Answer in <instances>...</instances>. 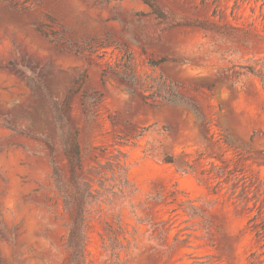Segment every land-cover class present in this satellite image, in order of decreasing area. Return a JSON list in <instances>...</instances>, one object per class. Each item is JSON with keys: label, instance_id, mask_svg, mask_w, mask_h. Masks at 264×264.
<instances>
[{"label": "rangeland", "instance_id": "1", "mask_svg": "<svg viewBox=\"0 0 264 264\" xmlns=\"http://www.w3.org/2000/svg\"><path fill=\"white\" fill-rule=\"evenodd\" d=\"M254 64L264 0H0V264H70L74 132L85 264H264Z\"/></svg>", "mask_w": 264, "mask_h": 264}, {"label": "trees", "instance_id": "2", "mask_svg": "<svg viewBox=\"0 0 264 264\" xmlns=\"http://www.w3.org/2000/svg\"><path fill=\"white\" fill-rule=\"evenodd\" d=\"M147 4L157 16H160V13L153 5ZM242 70L248 74L257 76L264 83V69L259 68L257 64L243 67ZM65 105L67 107V103ZM62 138L63 153L67 159L70 171L71 186H67L62 181L56 168L53 170V181L55 189L62 199L64 211L70 216L66 242V248L69 252V262L70 264H85V247L88 241V228L90 227L92 215L91 204L95 195L92 185L87 182H81L76 176L77 170L81 167L77 132L63 135ZM48 148L52 152L51 147L48 146Z\"/></svg>", "mask_w": 264, "mask_h": 264}]
</instances>
